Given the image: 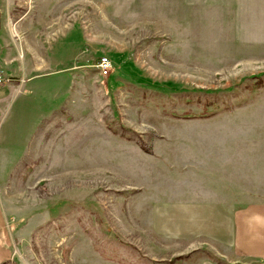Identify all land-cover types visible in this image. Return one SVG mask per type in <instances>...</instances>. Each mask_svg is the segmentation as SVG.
<instances>
[{
	"label": "rangeland",
	"instance_id": "obj_1",
	"mask_svg": "<svg viewBox=\"0 0 264 264\" xmlns=\"http://www.w3.org/2000/svg\"><path fill=\"white\" fill-rule=\"evenodd\" d=\"M2 3L23 68L0 66L10 264L232 259L200 207L264 199V0Z\"/></svg>",
	"mask_w": 264,
	"mask_h": 264
},
{
	"label": "crops",
	"instance_id": "obj_2",
	"mask_svg": "<svg viewBox=\"0 0 264 264\" xmlns=\"http://www.w3.org/2000/svg\"><path fill=\"white\" fill-rule=\"evenodd\" d=\"M2 6L3 3L0 0V66L10 68L14 75L19 76L22 74L21 69L23 68L20 63L16 66L13 65L14 61L12 62L13 59H18L19 46L15 44L17 34L9 28L14 21L15 8L13 10L8 6L5 11ZM1 88L5 89L6 87ZM4 89H2V92L7 90ZM18 96L20 98L28 95L20 92ZM214 196L216 198L211 197V200H206V203L201 205L200 208H204L201 209V217L209 214L211 217L217 216L216 219L211 218L209 220V228L206 233L211 236L214 233L219 235L220 237L217 236V239L221 240L223 246L231 248L233 258L229 259L221 255V257H217V252L211 250L214 259L208 257L204 260L200 259L194 264H264V199L247 203L239 199L231 202L230 199H225L219 194ZM192 206L191 203L189 207L192 208ZM213 212L217 214H213ZM219 212L221 213L220 216ZM214 220L217 222V231L212 226ZM219 225H221L220 230ZM9 234L6 217L0 208V264L13 260L9 247Z\"/></svg>",
	"mask_w": 264,
	"mask_h": 264
},
{
	"label": "built area",
	"instance_id": "obj_3",
	"mask_svg": "<svg viewBox=\"0 0 264 264\" xmlns=\"http://www.w3.org/2000/svg\"><path fill=\"white\" fill-rule=\"evenodd\" d=\"M98 68H99L100 73L102 75H107L108 72L111 69V61H110V59L108 57H106V56L100 57L99 61H98ZM9 80H10L9 77H6V76H4V75H2L0 73V84L1 83H6Z\"/></svg>",
	"mask_w": 264,
	"mask_h": 264
},
{
	"label": "trees",
	"instance_id": "obj_4",
	"mask_svg": "<svg viewBox=\"0 0 264 264\" xmlns=\"http://www.w3.org/2000/svg\"><path fill=\"white\" fill-rule=\"evenodd\" d=\"M263 76H264V74H263L262 76L255 77L256 79H259L258 82H260V84H262V85H264V80H262V81H260V80H261V77H263ZM143 147H145V146L143 145ZM3 264H10V262L7 261V262H5V263H3Z\"/></svg>",
	"mask_w": 264,
	"mask_h": 264
}]
</instances>
